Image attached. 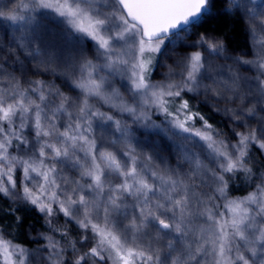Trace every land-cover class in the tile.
<instances>
[{
  "label": "snow or ice",
  "instance_id": "6c2138e0",
  "mask_svg": "<svg viewBox=\"0 0 264 264\" xmlns=\"http://www.w3.org/2000/svg\"><path fill=\"white\" fill-rule=\"evenodd\" d=\"M30 4L10 0L0 8V23L5 30L19 33L12 35L8 44L0 41V81L11 83L10 92L7 87L0 88V196L12 204L19 201L34 206L49 226L52 218L62 213L82 230L79 241L67 239V229L62 230L65 246L45 236L48 255L44 259L48 264H201L208 255L212 256L211 264H264V0H223L221 14H239L248 24L252 59L228 55L223 41L206 35L198 34L189 43L192 31L212 15L214 0H30ZM45 11L52 13L47 18L54 26H41L37 17ZM41 27L43 35L38 31ZM89 42H94L97 58L104 60L102 67L110 75L130 82L132 103L124 102L105 77H93L97 65L84 55ZM41 44L46 45L44 50ZM200 47L209 56L232 60L255 74L245 76L230 65H220L213 76L208 59L196 50L175 62L182 69L178 81L177 73L171 70L165 81H151L158 56L167 57L170 48ZM40 57L38 63L29 66V58L36 61ZM45 73L63 76L80 89L82 98L66 96L52 82L28 79L29 75ZM20 77L27 87L21 86ZM201 95L206 104L211 97L233 105L216 110L245 129L233 133L235 144L214 139L219 133L212 131L213 125L191 104ZM92 97L118 107L146 134L158 136L159 140L146 141L152 153L141 149L138 154L133 130L126 124L121 126L119 120L114 123L120 139L126 141L123 154L128 161L122 164L110 151L97 153L95 139L84 134L92 127L89 118L113 121V117L93 110L89 102ZM114 99L121 103L113 104ZM54 100L59 102L54 104L52 119L64 113L71 121L64 131H59L45 113ZM73 107L75 119L69 111ZM146 109H155L164 120L157 124ZM197 120L203 130L195 129ZM252 121L256 127H252ZM28 128L34 131L35 145L30 146L24 135ZM196 137L211 149V161L219 171L207 167L193 151L196 146L205 147ZM10 149L22 154L14 155ZM165 149L186 162L189 171L181 175L168 166L161 155ZM253 149L260 159L254 157ZM77 151L90 156L91 163L81 164ZM154 161L159 163L152 167ZM67 164L79 166L81 178L89 182L81 185L63 178V184L75 186L62 187L57 182V166ZM18 169L22 178L17 191ZM105 169L123 180L114 186L109 184L110 194L101 202L97 198L105 191ZM209 174L214 185L211 195L198 191L201 185L207 186L204 182ZM237 179L254 184V190L242 198L229 199V185ZM33 181L32 187L26 183ZM126 197L137 202L140 213L123 226L116 216H126L121 212L127 207ZM218 198L226 203L209 206ZM220 207L227 209V218L224 212H214ZM18 210L16 206L0 209L13 217L11 224L0 223L3 264H31L33 253L5 238L10 235L8 228L24 223L23 217L16 215ZM201 217L211 222L208 227H192ZM150 224L158 226L157 234L152 237L154 243L145 246L142 237L150 235L145 232ZM91 240L95 243L80 253Z\"/></svg>",
  "mask_w": 264,
  "mask_h": 264
},
{
  "label": "rangeland",
  "instance_id": "374dc122",
  "mask_svg": "<svg viewBox=\"0 0 264 264\" xmlns=\"http://www.w3.org/2000/svg\"><path fill=\"white\" fill-rule=\"evenodd\" d=\"M218 1V8L217 10L221 11L223 7V0H217ZM26 4L31 6L30 0H24ZM10 3V0H0V8H2L5 4ZM14 7V5H12ZM52 13L45 11L44 13L40 14L37 18L41 24V26H54L52 25L51 20H49L47 17L51 16ZM244 20V19H243ZM246 27L248 24L245 22ZM39 33L43 35V27H41L39 30ZM19 33H13L11 29L5 30V27L2 23H0V41H2L4 44H8L11 39L12 35H18ZM198 34L206 35L210 39L222 41L220 38L214 36L210 33H199L198 30L195 28L191 33V39L189 40V43L192 42L196 38ZM247 43L244 45H237V44H231L227 45L226 43V49L227 53L230 56L233 57H243L244 59H252V39L251 36L247 30ZM122 44L123 42H119ZM46 48L45 44H41V49L44 50ZM120 50L119 48L117 49ZM199 50L204 53L205 57L208 59L209 63L212 66V75H216V69L220 65H230L233 68L238 69L242 75L245 76H251L254 75V70H248L245 67H240L239 65H236L233 63L232 60H225L223 57H215V56H209L208 52L205 51L204 47L195 48V49H177L176 51H172L170 48L169 55L167 57H157L158 63L157 66L153 69V74L151 77V81L153 83L155 82H161L165 81L166 74H168L171 71H174L177 73L175 76V80L178 81L180 79L179 73L182 71L180 67L177 66L175 63L180 57L184 56L186 52L189 51H196ZM102 51V50H101ZM84 55L87 57V59H90L93 61L94 64L97 65L96 72L93 73V77L96 79H99V77H105L107 80L111 82V84L118 89L121 96L123 97V101L127 103H132V96L131 93L128 91V88L130 87V82L127 79L122 80L120 76H112L110 75L107 68L102 67L104 64V60L102 58H97L96 49L94 47V42H89L86 47V51L84 52ZM22 59H24L23 55L21 56ZM43 57L37 58L36 61H31V58H29V66L33 63H38L40 59ZM130 75V72L128 73ZM17 76L19 77V73H17ZM227 76V69H224V77ZM28 79L31 80H44L46 82H52L54 83L61 92H63L66 96L72 97L74 100H77L78 98H82V93L80 89L75 88L72 86L69 82H66L63 76H53L50 74H42V75H29ZM21 83L23 85H27L24 82V78L20 77ZM7 83V84H6ZM204 83L206 84H212L211 80H205ZM11 83L7 81L6 79L3 81H0V88L8 87ZM27 87V86H24ZM107 88V85L105 86ZM215 87V85H213ZM191 95V94H189ZM33 99H36L35 95L32 97ZM194 101H201L203 104H205L209 109H212L213 111H216L218 113L223 114L222 111H217L216 109H223L226 106H233V105H226L225 102L220 101L217 102L216 100L212 99L211 97L208 98L209 103H204L205 97L203 95L194 98ZM58 100H54V103L49 105L48 108L45 109V113L48 115L49 119L52 120L53 123L56 124L59 131H64L65 127L71 122L69 120V117L64 113H57L55 119H52V111L54 110V104L58 103ZM90 104L93 106V110L99 111L102 113H105L106 115H110L113 117V121H107L102 120L97 117H90V121L92 124V127L90 130L85 131L84 134L89 136L90 139H95L96 141V150L97 153L101 151H110L117 155V158L121 161L122 164L126 163L128 161V157L125 156L123 153L126 151V141L120 139V133L116 131V126L114 121L119 120L121 122V126L127 125L130 129L133 130L135 134V140L137 141V153L139 154L141 149L145 153H152V148L148 146L146 141L149 139L151 140H159L160 138L158 136H155L154 134L149 136L144 132L142 128H139L137 124L133 123L132 117L126 113L121 112L118 107H111L109 103H105L103 100L99 98L92 97L90 98ZM113 104L119 105L121 101L119 99H114L112 101ZM69 111L73 112V119H75V108H70ZM146 111L149 112L151 115V118L153 121H155L157 124H160L164 120V116L162 114H159L156 112L155 109H146ZM43 115V114H42ZM224 115V114H223ZM261 115H264V113H261ZM227 124L229 125V132L231 136L230 142H226L229 145L236 143V137L233 135L234 132L244 131L245 129L238 127L237 122H233L228 115H224ZM47 123V121H44ZM83 124L84 121H81ZM252 127H256L255 121H252ZM195 129H202V122L195 124ZM231 129V130H230ZM27 130V129H26ZM26 130L24 131V135L26 133ZM32 132V145H35V137H34V131L32 128H30ZM81 131H84L82 128ZM213 131V130H212ZM215 133V132H214ZM187 135V134H185ZM214 139L216 141H221V139H217V137L214 135ZM195 140L199 141V138L196 137ZM115 141V143H113ZM52 142H56L54 139ZM199 144H204L205 147L201 148L199 146H196L193 148V151L197 152L200 156V159L203 161V163L209 167L216 169V164L211 161V149H207L206 142L199 141ZM38 147V145H37ZM168 162V166H170L173 169H176L181 175L184 173H187L189 171V165L184 162L183 160H179V157L174 153H169L166 149L161 153ZM76 156L79 157L80 163L83 165H88L91 163V157L86 156L84 151H77ZM222 159V158H221ZM178 160H179V166H178ZM100 162V161H98ZM147 163V162H146ZM159 162L154 161L151 165L152 167H155ZM103 166V165H102ZM58 173L59 176L57 177V182L61 184L64 188H70L74 187L73 184H63L62 179L67 178L70 181H79L81 185H86L89 181L87 179H82L80 176V167H72L71 164L67 165H58ZM219 171V169H216ZM106 171V184H105V191L102 196L98 197L97 199L101 202L106 200L109 193V184L116 185L120 182H122L123 177H120L117 173L111 172L110 170L105 169ZM35 176V174H32ZM22 178V172L21 170L16 173V179L18 181V189L19 190V180ZM36 180H41V178L36 177ZM259 183V181H256ZM29 184V187H32L33 182H26ZM198 184H200V181H197ZM207 186L201 185L200 188H198V191L205 192L208 194L213 193L214 185L212 183L211 175L205 179L204 182ZM255 185L253 184V187L250 189L249 192L254 190ZM87 195V193H85ZM248 194V193H247ZM246 194V195H247ZM2 197V196H1ZM231 199V198H230ZM2 200L9 204L10 206H16L18 207V212H23L27 214L36 215L41 223L42 227H38L37 229L33 231V233L28 234L27 238H29V241L31 242V247L25 248L28 249L30 252L33 253V256L31 257V264H48L47 260L44 259L48 255V251L44 248V246L47 244V240L44 239L45 236L52 238L53 240L59 242L61 246L66 245V239L62 236V230L67 229L69 236L67 239L79 241L80 239V232L82 230L78 229L74 222H68V218L64 217L62 213H58L55 217L52 218L53 223L51 226L47 223V220L43 213H39L37 210H35L34 206L31 205H24L20 204L19 201L16 202V204H12L7 198L2 197ZM127 207H124L121 209L122 213H126L125 215H118L116 216V220L119 221L120 225L126 226L128 225L130 219L134 216H138L140 213V206L137 204V202L132 199L131 197H126ZM226 203L223 199H216L215 201L209 202V206H213L214 204H220L223 205ZM135 205V207H134ZM214 212H224L225 218L228 217L227 209L220 207V208H214ZM163 218V217H162ZM211 222H205V219L203 217L196 219L193 221L192 227H198V228H206ZM158 226L149 225L147 229H145L146 233H149L150 235H145L142 237V240L144 242V245L147 246L148 244H153L152 237L156 236V228ZM55 229H61V231H55ZM137 242H140L138 239ZM95 243L94 240H91L85 247L80 249V253L83 251H87L88 247H91ZM163 243V241H161ZM77 247L80 248V244L77 243ZM37 249H41L39 253L36 252ZM78 253V254H80ZM247 255V253H245ZM212 256L208 255L204 257L201 261V264H211ZM0 264H3L2 261H0ZM88 264H92V261H89ZM97 264H100V262H97ZM107 264H111V262H107Z\"/></svg>",
  "mask_w": 264,
  "mask_h": 264
},
{
  "label": "trees",
  "instance_id": "16d2710c",
  "mask_svg": "<svg viewBox=\"0 0 264 264\" xmlns=\"http://www.w3.org/2000/svg\"><path fill=\"white\" fill-rule=\"evenodd\" d=\"M214 4L215 6L213 8L212 15L206 17L205 22L200 27L196 28L198 32L213 34L214 36L220 38L227 45H245L247 43L248 36V26L246 27L245 20H243L239 14H236L234 16L221 14L222 9L221 11L217 10L219 9L217 6L218 1L214 0ZM21 86L24 87L27 85H23V83H21ZM7 90L9 92L11 91V84L7 87ZM191 104L193 105L195 110L200 111L201 114L204 115L205 119H207L208 122L213 125V132L219 133V135H215L217 139L220 138L225 142H230L232 138L229 132V125L227 124V120L223 114L209 109L201 101H194L192 99ZM196 123H201V121L197 120ZM25 136L28 138L31 146L33 143L32 132L30 128L26 130ZM9 151L14 155L22 154L20 152H17L15 149H10ZM252 151L254 157L256 159H260L259 153H257L255 149H253ZM18 171L20 170L18 169L17 172ZM261 171H264V166L261 167ZM252 187V183L246 182L243 179H237L230 183L228 197L229 199L242 198L246 196L247 193H249ZM8 207L12 206L4 202L2 200V197L0 196V209L6 210ZM16 215L23 217L24 223L19 228L15 226L8 228L7 232L10 233V235H6L5 238L12 239L14 243L20 244L24 248H29L31 247V242L29 241V238H27L28 234L33 233L35 228L37 229L38 227H40L42 223L36 215L18 211ZM0 218H2V220H0V223H3L4 225L11 224L13 220V217L7 216L4 211H0Z\"/></svg>",
  "mask_w": 264,
  "mask_h": 264
}]
</instances>
